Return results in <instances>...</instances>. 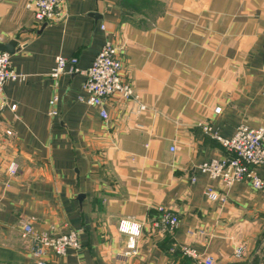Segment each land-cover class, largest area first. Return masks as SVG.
<instances>
[{"label": "crops", "instance_id": "0c3cea01", "mask_svg": "<svg viewBox=\"0 0 264 264\" xmlns=\"http://www.w3.org/2000/svg\"><path fill=\"white\" fill-rule=\"evenodd\" d=\"M25 4L0 0V44L16 43L11 65L26 78L4 87L0 264H34L25 224L80 234L79 250L47 264H194L184 246L215 264H264V191H226L200 170L226 156L214 136L264 124V0H67V18L52 24ZM106 42L139 98H110L107 122L79 101L83 74L51 77L58 57L87 71ZM208 188L227 202L209 200ZM159 207L179 218L174 233L153 228ZM122 222L143 226L137 255H126Z\"/></svg>", "mask_w": 264, "mask_h": 264}, {"label": "built area", "instance_id": "2783aa9c", "mask_svg": "<svg viewBox=\"0 0 264 264\" xmlns=\"http://www.w3.org/2000/svg\"><path fill=\"white\" fill-rule=\"evenodd\" d=\"M67 0H26L25 8L33 13L34 18L39 23H59L67 18ZM70 68V70H69ZM69 70V71H68ZM123 64L119 57V48L113 42H106L101 52L94 60L92 66L82 72L78 68L76 58L66 59L58 57L56 66L51 74L53 79H59L64 74H83L85 82L83 85L85 98L79 101L90 107L97 108L104 121H109L110 116L105 108L106 102L113 96H121L128 102L139 100L132 86L124 82L122 78ZM25 76L17 73L11 65V55L0 52V118L8 108V103L4 98V87L9 82H23ZM58 97L55 96L50 101V116H58L56 106ZM11 110L16 111V106ZM146 111V106L140 105L139 113ZM219 111V110H217ZM208 134L210 129L204 128ZM214 138L221 143L226 151V156L216 160H211L200 166V170L211 180H219L224 190H230L238 183L249 184L254 191H264V177L258 174L259 169H264V124L258 129H250L247 126H240L235 136L226 140L219 136ZM172 152L176 149L172 148ZM11 175H16L18 167L12 164L9 167ZM206 196L213 202H227L225 194H219L213 188H208ZM180 225L179 218L170 210L159 207L157 216L152 222L153 228L160 234L166 235L174 233ZM128 222L120 224L122 233L130 236L132 246L127 256L137 255L135 246L137 238L140 236L141 228ZM22 238L31 243V256L34 264H47L49 255L65 257L70 250L80 249V234L70 232L61 236H53L48 233L37 232L31 224H25L22 228ZM180 252L184 257L194 261V264H215V260L209 256L200 254L195 249L184 246ZM237 258L243 256L242 248L235 252Z\"/></svg>", "mask_w": 264, "mask_h": 264}, {"label": "water", "instance_id": "95a60500", "mask_svg": "<svg viewBox=\"0 0 264 264\" xmlns=\"http://www.w3.org/2000/svg\"><path fill=\"white\" fill-rule=\"evenodd\" d=\"M15 46H16L15 42H12L11 44L8 45L0 44V52L11 55L14 53Z\"/></svg>", "mask_w": 264, "mask_h": 264}]
</instances>
